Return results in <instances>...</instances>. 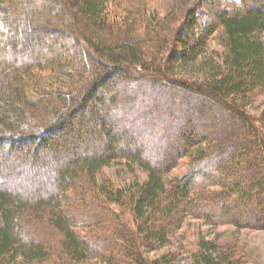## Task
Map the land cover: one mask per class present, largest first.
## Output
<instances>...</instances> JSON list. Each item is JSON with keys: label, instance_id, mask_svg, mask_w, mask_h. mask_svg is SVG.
Returning <instances> with one entry per match:
<instances>
[{"label": "trees", "instance_id": "obj_1", "mask_svg": "<svg viewBox=\"0 0 264 264\" xmlns=\"http://www.w3.org/2000/svg\"><path fill=\"white\" fill-rule=\"evenodd\" d=\"M260 92L264 0H0V264H185L146 252L188 218L264 230ZM221 244L187 264H236Z\"/></svg>", "mask_w": 264, "mask_h": 264}, {"label": "rangeland", "instance_id": "obj_2", "mask_svg": "<svg viewBox=\"0 0 264 264\" xmlns=\"http://www.w3.org/2000/svg\"><path fill=\"white\" fill-rule=\"evenodd\" d=\"M211 46L215 50L220 48L215 42H211ZM116 80L115 78L112 80L111 87H115ZM263 101L264 92L254 97L248 107L252 115L260 113ZM185 168L186 160L182 159L164 179L167 181L176 179L185 171ZM102 170V174L109 176L120 185L146 178V172L143 169L138 168L134 163L124 161L111 162ZM201 236L202 238L204 236V239L222 243L221 245L228 250H233L236 264H264V230L242 229L233 225L210 226L194 218H188L184 222L167 246L157 251L146 252V255L153 258L171 253L176 261L187 264L191 257L190 253L197 247V238Z\"/></svg>", "mask_w": 264, "mask_h": 264}]
</instances>
